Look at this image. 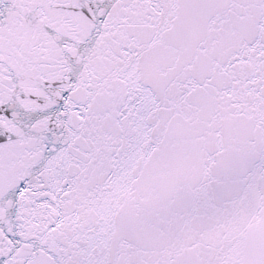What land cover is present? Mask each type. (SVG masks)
I'll list each match as a JSON object with an SVG mask.
<instances>
[{
	"label": "snow or ice",
	"instance_id": "6c2138e0",
	"mask_svg": "<svg viewBox=\"0 0 264 264\" xmlns=\"http://www.w3.org/2000/svg\"><path fill=\"white\" fill-rule=\"evenodd\" d=\"M0 264H264V0H0Z\"/></svg>",
	"mask_w": 264,
	"mask_h": 264
}]
</instances>
